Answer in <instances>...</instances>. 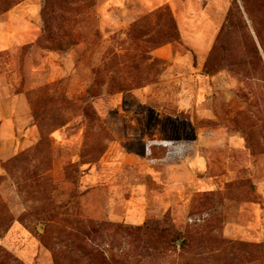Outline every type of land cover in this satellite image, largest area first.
Here are the masks:
<instances>
[{"label": "rangeland", "instance_id": "obj_1", "mask_svg": "<svg viewBox=\"0 0 264 264\" xmlns=\"http://www.w3.org/2000/svg\"><path fill=\"white\" fill-rule=\"evenodd\" d=\"M249 257L264 57L239 0H0V264Z\"/></svg>", "mask_w": 264, "mask_h": 264}, {"label": "trees", "instance_id": "obj_2", "mask_svg": "<svg viewBox=\"0 0 264 264\" xmlns=\"http://www.w3.org/2000/svg\"><path fill=\"white\" fill-rule=\"evenodd\" d=\"M239 2L254 31L255 37L260 47V53L264 57V0H239ZM219 38L221 39V35ZM219 38L211 53V55H214V57L219 51L222 52L224 50L222 43H219ZM253 54L254 56H257L258 61L262 63L261 56L259 57V53L256 48ZM207 64L208 63H206L203 67V71L206 75H210L213 73V71L209 69V65ZM151 231L156 232L158 235H162L163 238L165 237L166 230L164 229H151ZM248 259V264H260L259 258L254 259V257H249Z\"/></svg>", "mask_w": 264, "mask_h": 264}]
</instances>
